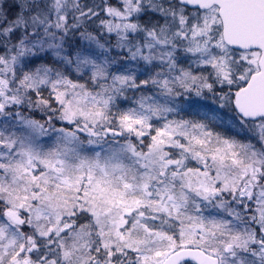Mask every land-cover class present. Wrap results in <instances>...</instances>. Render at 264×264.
<instances>
[{
  "label": "snow or ice",
  "instance_id": "snow-or-ice-1",
  "mask_svg": "<svg viewBox=\"0 0 264 264\" xmlns=\"http://www.w3.org/2000/svg\"><path fill=\"white\" fill-rule=\"evenodd\" d=\"M0 264H264V0H0Z\"/></svg>",
  "mask_w": 264,
  "mask_h": 264
}]
</instances>
